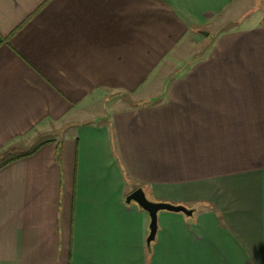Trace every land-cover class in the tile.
<instances>
[{
  "label": "crops",
  "instance_id": "obj_1",
  "mask_svg": "<svg viewBox=\"0 0 264 264\" xmlns=\"http://www.w3.org/2000/svg\"><path fill=\"white\" fill-rule=\"evenodd\" d=\"M15 155L0 264H264V0H0Z\"/></svg>",
  "mask_w": 264,
  "mask_h": 264
},
{
  "label": "water",
  "instance_id": "obj_2",
  "mask_svg": "<svg viewBox=\"0 0 264 264\" xmlns=\"http://www.w3.org/2000/svg\"><path fill=\"white\" fill-rule=\"evenodd\" d=\"M204 34H208L207 31H201ZM127 202L135 201L142 208H144L150 215V231L147 236V244L150 246L151 242L155 239L158 228V213L161 210L181 211L186 214H192L193 209L182 205L174 204L167 201H155L148 197L145 190L142 187H138L129 193L126 197Z\"/></svg>",
  "mask_w": 264,
  "mask_h": 264
},
{
  "label": "rangeland",
  "instance_id": "obj_3",
  "mask_svg": "<svg viewBox=\"0 0 264 264\" xmlns=\"http://www.w3.org/2000/svg\"><path fill=\"white\" fill-rule=\"evenodd\" d=\"M256 5H258V4H256ZM207 31V30H206ZM209 41L206 43L205 42V44H204V46H202L203 48H202V50H201V54L203 53V51L205 50V49H207V47H208V45H209ZM200 54V53H199ZM197 55H198V53H195V55H193V57L196 59V57H197ZM192 56L190 55L189 56V59H187V60H185V62H183V63H180L179 65H177V69H189L190 67H191V58ZM121 98H123V97H125V96H120ZM127 97H130V96H127ZM128 102H131V103H133L134 101L133 100H131V99H129L128 100ZM10 156V155H9ZM4 158H2V160H3Z\"/></svg>",
  "mask_w": 264,
  "mask_h": 264
},
{
  "label": "trees",
  "instance_id": "obj_4",
  "mask_svg": "<svg viewBox=\"0 0 264 264\" xmlns=\"http://www.w3.org/2000/svg\"><path fill=\"white\" fill-rule=\"evenodd\" d=\"M41 144H42V143L37 144L35 147H33V148L30 149L29 151L23 153L22 155H27V154H32V153H34V152L39 148V146H40ZM18 156H21V155H15V156H13V157L8 158L7 160L3 161V162L0 164V166L3 165V164H5V163H7V162H9V161H11V160H13L14 158H16V157H18Z\"/></svg>",
  "mask_w": 264,
  "mask_h": 264
}]
</instances>
